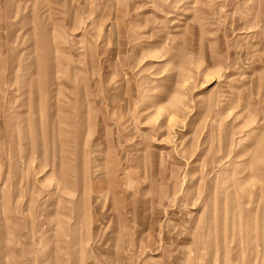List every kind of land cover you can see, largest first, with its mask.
Returning a JSON list of instances; mask_svg holds the SVG:
<instances>
[{"label":"rangeland","instance_id":"374dc122","mask_svg":"<svg viewBox=\"0 0 264 264\" xmlns=\"http://www.w3.org/2000/svg\"><path fill=\"white\" fill-rule=\"evenodd\" d=\"M0 264H264V0H0Z\"/></svg>","mask_w":264,"mask_h":264}]
</instances>
